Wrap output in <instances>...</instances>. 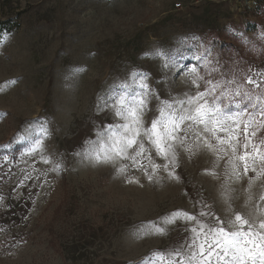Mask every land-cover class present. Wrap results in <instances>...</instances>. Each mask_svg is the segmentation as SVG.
Returning a JSON list of instances; mask_svg holds the SVG:
<instances>
[{"label":"rangeland","instance_id":"rangeland-1","mask_svg":"<svg viewBox=\"0 0 264 264\" xmlns=\"http://www.w3.org/2000/svg\"><path fill=\"white\" fill-rule=\"evenodd\" d=\"M8 19L0 24V40L8 37L0 43V264H150L154 253L191 243L194 222H164L175 211L249 215L248 177L225 178L223 162L217 166L195 137L178 148L179 180L147 144L145 164L161 166L154 181L143 170L122 175L120 162L97 164L76 153L102 124L121 122L98 108L114 86L139 90L146 78L162 99L195 94L193 77L161 71L158 50L179 49L182 63L206 79L235 80L253 98L264 93L246 83L249 75L264 81L257 75L264 73V0H0V22ZM158 106L150 100L145 124ZM41 124L48 128L43 146L27 155L20 137Z\"/></svg>","mask_w":264,"mask_h":264},{"label":"snow or ice","instance_id":"snow-or-ice-1","mask_svg":"<svg viewBox=\"0 0 264 264\" xmlns=\"http://www.w3.org/2000/svg\"><path fill=\"white\" fill-rule=\"evenodd\" d=\"M7 38L4 35L0 43ZM260 38L264 40V35ZM155 55L164 57L162 72L193 77L191 85L196 87L195 94L185 93L182 99H162L164 92L154 91L146 78L139 81V90L130 89L127 83L114 86L110 95L100 98L98 108L105 114L113 112L121 122L102 124V131L96 133L97 139L89 141V146L76 155L97 164L120 162L116 167L118 173L126 175L129 168H134L143 170L147 179L154 181V174L161 166L154 162L150 167L145 164L147 144L157 157L166 161L163 170L168 177L179 180L182 177L176 171L178 148L195 137L196 147L216 155L217 166L223 162L225 178L239 182L248 177L245 192L252 211L247 217L236 211L228 220L213 215L211 209L201 210L198 216L181 211L171 213L165 217L166 224L178 223L181 217L195 223L196 227L190 229L194 234L191 243L154 253L150 264H264V207H261L264 183L258 197L254 199L252 193L256 182L264 181V93L253 98L252 93L243 90L235 80L221 82L200 76L196 67L188 68L182 63L187 57L179 49L158 50ZM202 58L200 55L192 57L196 61ZM79 71L76 66L69 75L75 79ZM201 81H204L203 91L200 90ZM246 83L257 90L264 87V81L254 75L247 76ZM161 87L162 84H158L157 90ZM151 99L158 101L159 115L149 125L144 123L143 117L150 110ZM47 132L48 128L41 124L35 135L29 129L21 136V140L28 141L25 154L39 152ZM187 150L191 152V148ZM4 160H8L7 155ZM60 167L55 164L53 171H59ZM225 203L231 206L230 198ZM201 204L202 208H207L203 202ZM205 217L208 222H204ZM155 231L163 233L165 229L156 227Z\"/></svg>","mask_w":264,"mask_h":264},{"label":"trees","instance_id":"trees-1","mask_svg":"<svg viewBox=\"0 0 264 264\" xmlns=\"http://www.w3.org/2000/svg\"><path fill=\"white\" fill-rule=\"evenodd\" d=\"M11 19H8V20H6V21H2V22H0V24H6V23H8L9 21H10ZM15 25H17L16 23H15ZM12 28V26H9V27H7V30H10ZM1 30V29H0Z\"/></svg>","mask_w":264,"mask_h":264},{"label":"built area","instance_id":"built-area-1","mask_svg":"<svg viewBox=\"0 0 264 264\" xmlns=\"http://www.w3.org/2000/svg\"><path fill=\"white\" fill-rule=\"evenodd\" d=\"M177 8H181V5L180 4H177Z\"/></svg>","mask_w":264,"mask_h":264}]
</instances>
